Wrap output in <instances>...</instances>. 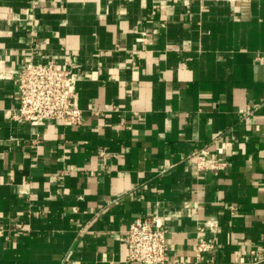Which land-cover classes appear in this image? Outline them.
Masks as SVG:
<instances>
[{"label":"crops","instance_id":"crops-1","mask_svg":"<svg viewBox=\"0 0 264 264\" xmlns=\"http://www.w3.org/2000/svg\"><path fill=\"white\" fill-rule=\"evenodd\" d=\"M29 59L78 65L80 125L11 117ZM0 69V264H128L149 215L170 259L264 264V0H0Z\"/></svg>","mask_w":264,"mask_h":264},{"label":"built area","instance_id":"built-area-1","mask_svg":"<svg viewBox=\"0 0 264 264\" xmlns=\"http://www.w3.org/2000/svg\"><path fill=\"white\" fill-rule=\"evenodd\" d=\"M38 2L34 1L33 5ZM2 73L0 69V75ZM17 76L19 102L11 111L13 119L30 125H38L48 119L71 125H80L83 122V110L78 105L77 82L81 79V73L77 64L56 67L51 62L35 63L29 59L18 70ZM186 160L193 163L197 170L220 169L226 165L224 160L214 158L209 145L191 150L187 153ZM230 207L232 208V205ZM217 226L218 219L211 216L201 220L197 230L214 233ZM166 235L167 229L161 217H136L126 230L128 264H193L192 261L173 260L168 257ZM213 249L212 240L201 239L195 245V259L199 260L203 254Z\"/></svg>","mask_w":264,"mask_h":264}]
</instances>
